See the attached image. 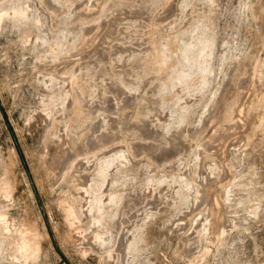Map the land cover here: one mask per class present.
Returning a JSON list of instances; mask_svg holds the SVG:
<instances>
[{"label": "rangeland", "instance_id": "374dc122", "mask_svg": "<svg viewBox=\"0 0 264 264\" xmlns=\"http://www.w3.org/2000/svg\"><path fill=\"white\" fill-rule=\"evenodd\" d=\"M0 264H264V0H0Z\"/></svg>", "mask_w": 264, "mask_h": 264}, {"label": "bare ground", "instance_id": "6f19581e", "mask_svg": "<svg viewBox=\"0 0 264 264\" xmlns=\"http://www.w3.org/2000/svg\"><path fill=\"white\" fill-rule=\"evenodd\" d=\"M25 13V12H24ZM23 12H22V10H20V8H18V7H15L14 8V14L17 16V17H19L20 19H24L25 18V14H24ZM189 51L190 50H188V53H187V58L189 57ZM202 59V58H201ZM102 173H104V171H102ZM100 204H101V200L100 199H95V200H93L92 202H91V206H90V210L92 211V210H94V209H96V208H98V207H100ZM102 208V207H101ZM70 212H71V214L72 215H74V216H76V210L74 209V208H72L71 210H70ZM214 215V214H213ZM99 220V219H98ZM72 223V222H71ZM29 247V246H28ZM25 248V246H23L22 248H21V250H23Z\"/></svg>", "mask_w": 264, "mask_h": 264}]
</instances>
